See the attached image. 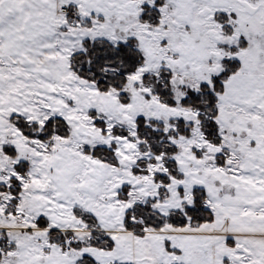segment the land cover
<instances>
[{"label":"snow or ice","instance_id":"obj_1","mask_svg":"<svg viewBox=\"0 0 264 264\" xmlns=\"http://www.w3.org/2000/svg\"><path fill=\"white\" fill-rule=\"evenodd\" d=\"M0 264H264V0H0Z\"/></svg>","mask_w":264,"mask_h":264}]
</instances>
